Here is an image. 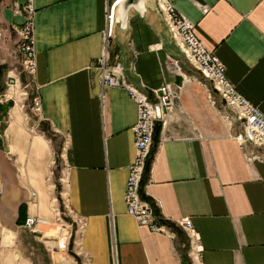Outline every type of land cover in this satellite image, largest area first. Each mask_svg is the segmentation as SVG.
I'll use <instances>...</instances> for the list:
<instances>
[{
  "label": "crops",
  "instance_id": "0c3cea01",
  "mask_svg": "<svg viewBox=\"0 0 264 264\" xmlns=\"http://www.w3.org/2000/svg\"><path fill=\"white\" fill-rule=\"evenodd\" d=\"M21 1L0 0V264H52L45 239L23 221L37 214L48 223L56 212L60 220V207L73 228L62 237L70 224H53L62 227L59 239H65L57 244L71 264H185L186 234L170 220L186 215L204 264H264V160L243 156L264 146L238 145L231 136L241 128L238 121L224 116L230 112L210 80L189 65L157 15H130L127 57L131 79L150 99L161 82L179 84L174 103L155 122L140 180L141 196L169 219L173 237L124 210L136 107L122 86L100 85L93 67L107 0H33V85L41 120L35 130L28 111L2 95L7 76L26 79L15 71L19 54L10 29L22 20ZM169 1L264 115V0ZM57 150L63 167L54 190L49 176Z\"/></svg>",
  "mask_w": 264,
  "mask_h": 264
},
{
  "label": "built area",
  "instance_id": "2783aa9c",
  "mask_svg": "<svg viewBox=\"0 0 264 264\" xmlns=\"http://www.w3.org/2000/svg\"><path fill=\"white\" fill-rule=\"evenodd\" d=\"M114 1L107 0L101 49L93 61V67L97 71V79L100 85L122 86L134 101L136 107L135 120L131 126L134 152L130 162L127 164V173L122 192L124 210L138 224L146 225L152 231L163 232L168 237H173L174 234L169 226V219L165 218L159 211L155 212L153 204L141 196L140 180L151 150L155 122L162 115L163 109L174 103L178 95L179 84L169 81L161 82L153 90V99H150L137 83L123 74L118 50L111 48L110 22L111 7ZM153 2L167 25L170 38L178 46L184 58L210 80L214 90L222 99L224 106L229 110L230 113L225 112L224 116L229 121H238L241 126L239 130H234L231 136L241 147L247 144L264 146V115L255 104L251 103L236 90L233 83L226 76L223 64L213 50L205 46L194 33L193 24L179 13L169 0H153ZM19 12L22 16L21 22L10 25L13 33V51L19 54L20 70L26 75L25 83L32 84L33 96L30 108L38 119L40 118L39 96L36 94L35 86L33 85L35 68L33 0H22ZM168 55L172 68L175 67L179 71L177 59L172 55ZM11 77L9 81L5 80L6 86L11 84ZM15 81L16 83L18 82L17 79ZM5 94L2 92V95ZM155 105L158 106L159 117L155 114ZM243 156L246 159L256 158L264 160V152L258 148L249 149L248 151L243 150ZM55 214L58 215V212ZM44 221L45 219L37 214H26L23 225L27 229L34 231L37 228L36 226ZM170 221L182 228L186 234L188 260L185 264H204L201 258L202 245L199 242L197 231L192 226L190 217L187 215L180 216ZM77 229L79 232L82 229L81 221H78Z\"/></svg>",
  "mask_w": 264,
  "mask_h": 264
},
{
  "label": "rangeland",
  "instance_id": "374dc122",
  "mask_svg": "<svg viewBox=\"0 0 264 264\" xmlns=\"http://www.w3.org/2000/svg\"><path fill=\"white\" fill-rule=\"evenodd\" d=\"M189 65L194 70H197L200 73V75H202L204 78L207 79V77H205L199 69L195 68L191 63H189ZM178 70L180 71L179 68H178ZM15 71H17L19 73H23L20 70V61H19V65L15 68ZM10 76H12L11 77V84L6 86V84L3 83L2 92L6 93V95H9L8 99H10L12 102H13V100H17L16 102L18 103V105L20 106V108L22 110L28 111V115L31 118L29 128H30V130H32V129L35 130L39 127L41 120L37 119L36 114L30 108L31 99L33 96L32 84L31 83H25L26 79H24V80L19 79L18 82L16 83L15 79H17V78L13 75L7 76L5 80L9 81ZM51 162H52L51 163L52 172L49 176V179H50V182L53 183L54 190H56V187L58 186L56 179H57V176L60 174V169H62V167H63L62 159L59 155V150H57V152H55V154H53V159ZM57 189H58V187H57ZM59 205H61V204L59 203ZM59 213H60V220H59V216L57 214H53L51 216V220L48 219V223L39 226V228H37L38 230H34V233H39L36 236V238H39L38 239L39 241L41 239H43V240L45 239V243L47 245V251L50 255V259H51L52 264H57V261H60L61 264H71L70 263L71 260L66 255V252H68L67 249L65 247L58 246V244H57L58 240H59V244H62L63 240L65 239V238L59 239V236H60L59 233L62 230V227H61V225L53 224V223H59V221H60L61 223L64 222V224H66V225L70 224L69 226H67V230H63V236H65V234L69 231V227L71 229L73 228V223L71 222V217L67 214V212L63 208H61V207L59 208ZM70 232H71V234H70V236H71L72 230ZM40 234H42V235H40ZM8 237L11 239L15 238V237H12L11 234H8ZM47 240H49V241H47Z\"/></svg>",
  "mask_w": 264,
  "mask_h": 264
},
{
  "label": "water",
  "instance_id": "95a60500",
  "mask_svg": "<svg viewBox=\"0 0 264 264\" xmlns=\"http://www.w3.org/2000/svg\"><path fill=\"white\" fill-rule=\"evenodd\" d=\"M150 4L154 5L153 0H115L111 7V48H118L119 60L122 64L123 74L130 80H132V75L129 71V58L127 57L130 53V50L127 46L128 20L130 15L135 13L136 15H138V17L145 20L149 18L150 14L157 15L160 23L169 35L166 23L160 17V14L157 11L156 7H152ZM171 41L172 43H174L172 39ZM154 108L156 116L159 117L158 106L155 105Z\"/></svg>",
  "mask_w": 264,
  "mask_h": 264
},
{
  "label": "bare ground",
  "instance_id": "6f19581e",
  "mask_svg": "<svg viewBox=\"0 0 264 264\" xmlns=\"http://www.w3.org/2000/svg\"><path fill=\"white\" fill-rule=\"evenodd\" d=\"M0 187H1V182H0ZM43 218H44V217H43ZM44 219H45V221H44V222H41V223H39V224L36 226L37 228H39V226H41V225H43V224H46V223H47V219H46V218H44ZM37 228H36V230H38ZM39 230H40V229H39ZM61 235H62V237H63V234H61ZM62 237H61V238H62ZM0 240H1V237H0ZM60 260H61V259H60Z\"/></svg>",
  "mask_w": 264,
  "mask_h": 264
},
{
  "label": "trees",
  "instance_id": "16d2710c",
  "mask_svg": "<svg viewBox=\"0 0 264 264\" xmlns=\"http://www.w3.org/2000/svg\"><path fill=\"white\" fill-rule=\"evenodd\" d=\"M156 138V127L154 128V132H153V140Z\"/></svg>",
  "mask_w": 264,
  "mask_h": 264
}]
</instances>
